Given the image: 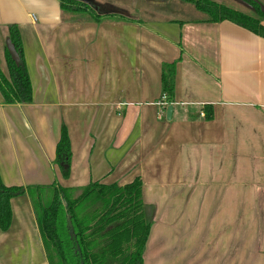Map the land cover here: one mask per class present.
Segmentation results:
<instances>
[{"label": "crops", "instance_id": "crops-1", "mask_svg": "<svg viewBox=\"0 0 264 264\" xmlns=\"http://www.w3.org/2000/svg\"><path fill=\"white\" fill-rule=\"evenodd\" d=\"M83 1L109 16L79 18L59 0H0V65L7 72L17 23L33 88L22 104L0 89L3 181L80 191L140 176L153 211L143 264H264V35L188 0ZM183 8L201 16L174 15ZM174 60L168 118L161 72ZM64 123L68 177L55 163ZM11 207L0 264H49L29 193Z\"/></svg>", "mask_w": 264, "mask_h": 264}, {"label": "trees", "instance_id": "trees-1", "mask_svg": "<svg viewBox=\"0 0 264 264\" xmlns=\"http://www.w3.org/2000/svg\"><path fill=\"white\" fill-rule=\"evenodd\" d=\"M65 12L76 17L102 20L109 14L97 12L83 0H59ZM207 11L212 20L230 19L264 35V9L248 0L256 15L214 0H190ZM9 36L20 55L17 64L7 55V72L0 65V89L6 103H26L33 99L32 81L26 64L23 40L17 23H11ZM177 60L164 62L161 80L166 105L175 101ZM205 118L213 117L212 105L204 107ZM71 139L64 123L56 145L55 163L64 177L71 170ZM28 192L37 217L49 264H143V255L153 224L152 206L144 201L140 176L120 185L92 181L76 188L58 180L48 185H7L0 173V227L12 223L11 198Z\"/></svg>", "mask_w": 264, "mask_h": 264}, {"label": "rangeland", "instance_id": "rangeland-1", "mask_svg": "<svg viewBox=\"0 0 264 264\" xmlns=\"http://www.w3.org/2000/svg\"><path fill=\"white\" fill-rule=\"evenodd\" d=\"M188 1H190V0H188ZM227 1H229V2H231V3H234V2H239V3H234V4H238L239 6H241L242 8H244L246 11H251V12H255L256 13V10H255V7L252 5V4H250L249 2H248V0H227ZM242 1H244L245 3L244 4H241V2ZM256 1H258L259 3H260V7L262 8V9H264V0H256ZM191 3H192V1H191ZM193 5H195V3L193 2V4L192 5H190L189 7L191 8V9H194L193 7ZM243 5V6H242ZM196 6V5H195ZM245 6V7H244ZM197 7V6H196ZM191 9H188V8H183V9H181V10H176V12H173L174 13V15L175 16H183V15H185V16H193V17H200L201 15L200 14H190L193 10H191ZM257 14V13H256Z\"/></svg>", "mask_w": 264, "mask_h": 264}, {"label": "water", "instance_id": "water-1", "mask_svg": "<svg viewBox=\"0 0 264 264\" xmlns=\"http://www.w3.org/2000/svg\"><path fill=\"white\" fill-rule=\"evenodd\" d=\"M6 46H7V49L9 50L10 52V55L12 57V59L17 63L19 64L20 63V55H19V52L15 46V43L12 41L11 37L8 36L6 38ZM172 111H173V105L170 104L168 106V110H167V117L168 118H171L172 116Z\"/></svg>", "mask_w": 264, "mask_h": 264}, {"label": "built area", "instance_id": "built-area-1", "mask_svg": "<svg viewBox=\"0 0 264 264\" xmlns=\"http://www.w3.org/2000/svg\"><path fill=\"white\" fill-rule=\"evenodd\" d=\"M167 97H166V94H163V99H166Z\"/></svg>", "mask_w": 264, "mask_h": 264}]
</instances>
